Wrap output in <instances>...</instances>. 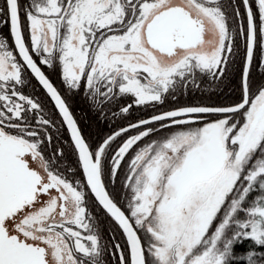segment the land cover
<instances>
[{"label": "snow or ice", "instance_id": "6c2138e0", "mask_svg": "<svg viewBox=\"0 0 264 264\" xmlns=\"http://www.w3.org/2000/svg\"><path fill=\"white\" fill-rule=\"evenodd\" d=\"M0 264H264V0H0Z\"/></svg>", "mask_w": 264, "mask_h": 264}, {"label": "trees", "instance_id": "16d2710c", "mask_svg": "<svg viewBox=\"0 0 264 264\" xmlns=\"http://www.w3.org/2000/svg\"><path fill=\"white\" fill-rule=\"evenodd\" d=\"M6 32H7V29H5V33ZM9 39H10V37H9ZM45 70H46V72L51 73V70H49L47 68H45ZM257 71H259V69H257ZM51 78L54 80L55 83H57L59 85L60 80H59V77L56 73H51ZM33 80H34V78H33ZM34 83L37 84V82L35 80H34ZM40 92H41V94H44V91L41 89V87H40Z\"/></svg>", "mask_w": 264, "mask_h": 264}, {"label": "water", "instance_id": "95a60500", "mask_svg": "<svg viewBox=\"0 0 264 264\" xmlns=\"http://www.w3.org/2000/svg\"><path fill=\"white\" fill-rule=\"evenodd\" d=\"M34 80H35V78H34ZM37 82V84H38V81H36ZM41 87V89H42V86H40ZM43 90V89H42ZM44 91V90H43Z\"/></svg>", "mask_w": 264, "mask_h": 264}, {"label": "flooded vegetation", "instance_id": "af4514ba", "mask_svg": "<svg viewBox=\"0 0 264 264\" xmlns=\"http://www.w3.org/2000/svg\"><path fill=\"white\" fill-rule=\"evenodd\" d=\"M3 31L5 32V29Z\"/></svg>", "mask_w": 264, "mask_h": 264}, {"label": "rangeland", "instance_id": "374dc122", "mask_svg": "<svg viewBox=\"0 0 264 264\" xmlns=\"http://www.w3.org/2000/svg\"><path fill=\"white\" fill-rule=\"evenodd\" d=\"M50 70V69H49ZM59 83H60V81H59Z\"/></svg>", "mask_w": 264, "mask_h": 264}]
</instances>
